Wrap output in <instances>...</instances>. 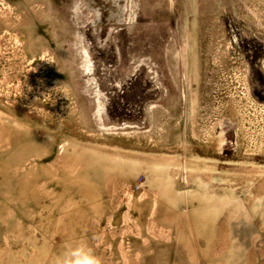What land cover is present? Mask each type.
<instances>
[{"label":"rangeland","instance_id":"1","mask_svg":"<svg viewBox=\"0 0 264 264\" xmlns=\"http://www.w3.org/2000/svg\"><path fill=\"white\" fill-rule=\"evenodd\" d=\"M264 264V0H0V264Z\"/></svg>","mask_w":264,"mask_h":264},{"label":"clouds","instance_id":"2","mask_svg":"<svg viewBox=\"0 0 264 264\" xmlns=\"http://www.w3.org/2000/svg\"><path fill=\"white\" fill-rule=\"evenodd\" d=\"M96 264H99V262H98V261H96Z\"/></svg>","mask_w":264,"mask_h":264}]
</instances>
